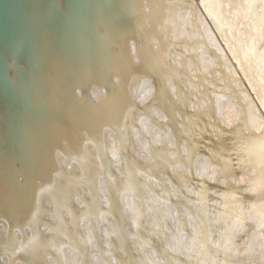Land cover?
Returning <instances> with one entry per match:
<instances>
[{
  "label": "bare ground",
  "instance_id": "bare-ground-1",
  "mask_svg": "<svg viewBox=\"0 0 264 264\" xmlns=\"http://www.w3.org/2000/svg\"><path fill=\"white\" fill-rule=\"evenodd\" d=\"M0 264H264V0H0Z\"/></svg>",
  "mask_w": 264,
  "mask_h": 264
},
{
  "label": "water",
  "instance_id": "water-1",
  "mask_svg": "<svg viewBox=\"0 0 264 264\" xmlns=\"http://www.w3.org/2000/svg\"><path fill=\"white\" fill-rule=\"evenodd\" d=\"M52 2H54L55 0H51ZM18 110H20V109H18ZM22 110H20V112H21ZM22 112H24V111H22ZM25 113V112H24ZM28 117V116H27ZM31 117V116H30ZM16 131V134H17V136H18V142L19 143H21V137L23 136V134H22V131L19 129V127L17 126V128L15 129ZM3 145H4V147L6 146L7 148H10V143L7 141V140H5L4 141V143H3ZM112 197H113V195H112ZM114 201V203H115V200H113ZM114 203H113V205H114ZM117 207V206H116ZM117 209H118V207H117ZM119 210V209H118ZM118 218H119V215H118V212L117 213H114ZM124 222V220L121 222L120 221V230H122V229H125V228H127L126 226V223L124 224L123 223ZM8 237H6L5 239H7Z\"/></svg>",
  "mask_w": 264,
  "mask_h": 264
},
{
  "label": "rangeland",
  "instance_id": "rangeland-1",
  "mask_svg": "<svg viewBox=\"0 0 264 264\" xmlns=\"http://www.w3.org/2000/svg\"><path fill=\"white\" fill-rule=\"evenodd\" d=\"M139 93V92H138ZM138 95V94H137Z\"/></svg>",
  "mask_w": 264,
  "mask_h": 264
}]
</instances>
